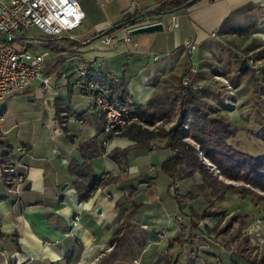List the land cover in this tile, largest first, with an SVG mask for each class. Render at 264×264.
<instances>
[{
	"label": "crops",
	"instance_id": "1",
	"mask_svg": "<svg viewBox=\"0 0 264 264\" xmlns=\"http://www.w3.org/2000/svg\"><path fill=\"white\" fill-rule=\"evenodd\" d=\"M167 1L172 0H79L86 14L83 44L50 48L58 57L53 81L44 71L51 79V91L41 94L30 86L0 101V162L20 145L31 147L19 167L27 173L22 195L17 199L0 186V264H133L135 260L148 264L145 258L162 264L153 249L160 248L157 233L167 230L174 239L179 231L172 220L176 207L168 200L172 179L167 176L165 192L156 191L157 171L172 152L160 138L150 148L126 136L102 146L106 118L83 94L82 76L91 71L123 78L134 102L145 106L155 98L154 107L169 108L185 71L187 41L199 43L198 53L209 49L214 40H221L217 32L227 19L233 29L254 25L249 38L264 36V0H202L171 15H153L150 18L163 23L165 30L151 35L129 36L133 23L117 28L142 13L158 11ZM174 21L178 29L170 31ZM107 35L116 41L104 47L102 38ZM128 36L131 43L126 42ZM177 108L175 104L174 113ZM73 163L90 165L108 182L82 198L88 182L71 174ZM122 194L128 198L119 204L116 199ZM132 203L143 207L130 217ZM126 221L130 224L123 229L120 223ZM120 230L123 246L108 252Z\"/></svg>",
	"mask_w": 264,
	"mask_h": 264
},
{
	"label": "trees",
	"instance_id": "2",
	"mask_svg": "<svg viewBox=\"0 0 264 264\" xmlns=\"http://www.w3.org/2000/svg\"><path fill=\"white\" fill-rule=\"evenodd\" d=\"M189 1H167L158 8V11L161 13L170 12L181 8ZM152 16L148 15L147 17ZM253 28L254 25L246 29H233L227 19L218 30L217 37H246ZM112 32L114 30L110 33ZM254 42L246 48V51H250L257 46L256 42ZM70 43L77 45L76 43ZM46 48L61 49L60 45L56 43H51ZM63 60L61 59L60 63H63ZM197 64L199 69V60ZM84 73L82 76V82L85 86L83 94L88 95L91 84L107 88L111 101L117 100L119 106H126L128 103L133 104L139 116V122L133 123L118 135L106 134L104 128L105 137L101 142L104 140L111 141L118 136H126L143 148H150L153 140L157 138L164 139L166 140L165 148L172 152V156L163 162L161 171L172 179L170 188L175 186L178 181L184 182L198 175L199 181L192 189L173 197L172 202L177 206L178 210L185 212L189 208L191 213L215 217L219 214L210 215L205 209L202 211L197 210L191 205V202L203 200L208 205H215L222 202L226 195L230 193H237L243 199L251 198L257 203H264V155L248 154L235 148L230 143V140L235 137L236 131L224 117L216 115L215 109L207 102L206 97H201L199 94L201 89L196 82L191 87H185L180 84L178 96L174 99V105L169 108L154 107L155 98L150 99L145 106H141L131 99L125 79L116 80L115 77L96 74L91 71ZM262 74V80H264V68H262ZM246 76L254 78L255 83L260 81L256 70L249 64V60L242 59L231 76V82L236 87L239 85L240 78ZM175 104L179 107L178 113L173 112ZM94 105L97 107L95 103ZM78 117L80 118L81 114ZM174 117L177 118V122L170 129L156 127L158 123H171ZM148 127H156V130H150ZM112 158L116 159L117 155H113ZM206 161H209L211 166ZM70 172L78 176L82 181L87 180L86 194L84 196L81 195L85 199L89 198L97 189L108 182L104 175L98 176L94 174L90 165L73 163L70 167ZM226 181L235 182L239 185L227 183ZM131 205L129 209L130 217L134 216L143 207L142 204L137 203H132ZM129 224L130 222L126 221L122 228L125 229ZM228 228L227 225L223 232H228ZM120 233L121 230L112 242L113 246H115L114 249H117V251L124 244V237L120 236ZM244 238V236L241 237L239 232L229 236L226 240V248H230V245L235 243L237 245L236 247L234 246L236 253L246 262L245 264H264V262L251 261L248 256H245L244 253L252 245L249 238ZM241 241H244V247ZM252 249L254 248L252 247ZM176 264H180V262L177 260Z\"/></svg>",
	"mask_w": 264,
	"mask_h": 264
},
{
	"label": "rangeland",
	"instance_id": "3",
	"mask_svg": "<svg viewBox=\"0 0 264 264\" xmlns=\"http://www.w3.org/2000/svg\"><path fill=\"white\" fill-rule=\"evenodd\" d=\"M84 3L86 4V2ZM83 29L85 30V27L83 28L82 26L79 30L72 32V36L80 39ZM35 36L38 37V34ZM253 41L256 42L257 46L250 51H246V48ZM16 45L19 47L18 44ZM32 49L48 52L49 55L44 63V71L49 72L48 75L51 76L53 81V78L57 77L55 72L58 57L53 53L54 51L46 48L44 44H34ZM197 54V61L199 60L200 66L198 69L197 64L198 74L194 83L196 82L200 87L201 91H198L199 94L201 97L207 98V102L215 109L216 115L224 117L236 131L235 137L230 140V143L235 148L248 154L264 155V80H262L264 36H256L254 38H249L248 36L222 37L219 41L214 40L209 49L201 48ZM200 55L201 58L199 57ZM242 59L250 60V64L256 70L260 81L255 83L254 78L251 76L241 77L239 85L235 87L231 82V76ZM187 62L188 57L186 55L185 71L181 78L177 80L179 84L177 87L178 93L182 78L187 71ZM222 79L228 81L232 89L227 88ZM39 86L38 81L32 84V88L37 91ZM229 97H231L230 100H228ZM227 100L232 104L227 102ZM225 101L229 103V106ZM176 122L177 118L173 119L171 123H158L156 127L170 129ZM156 127L148 128L154 130ZM206 162L211 166L209 161ZM157 172L159 173V188L156 191L159 193L164 189L165 192L170 180L161 169ZM198 181V175L184 182L178 181L175 186L169 189L171 191L168 198L169 202H172L173 197L192 189ZM226 182L239 185L231 181ZM193 202H195V209L201 211L205 209L210 215L216 213L219 215L207 217L200 213H191L189 208L184 212L178 210L174 204L176 209L173 215H183L185 219L182 222L173 216L172 220L179 226V231L175 238L166 245L157 243L160 248L157 246L153 247L154 250L158 251V259L163 261L162 264H176L177 260L180 264H245L246 262L236 253L234 246L236 247L237 245L234 243L230 245V248H226V240L229 236L239 232L241 237L249 238L252 247L256 248L259 239H264V203H257L251 198L243 199L237 193L226 195L222 202L215 205H208L203 200H195ZM185 224L186 226H184ZM223 224L224 227L228 225V232H223ZM244 241L241 242L243 243ZM244 246L245 244L243 243ZM252 247L249 249L250 251ZM249 250L244 254L251 257L253 253ZM145 261H148V264L152 262L147 258H145ZM133 264H140V261L138 263L133 261Z\"/></svg>",
	"mask_w": 264,
	"mask_h": 264
},
{
	"label": "built area",
	"instance_id": "4",
	"mask_svg": "<svg viewBox=\"0 0 264 264\" xmlns=\"http://www.w3.org/2000/svg\"><path fill=\"white\" fill-rule=\"evenodd\" d=\"M85 19L86 14L79 0H0V37L13 39L12 41H0V101L22 93L36 81L40 84L39 92L43 94L50 92L51 79L44 72V63L49 54L44 50H33L32 45L56 43L61 46L70 42L77 43L76 41L83 44L81 39L72 36V32L82 28ZM153 24L155 22L150 17H139L128 27V30ZM177 29L178 24L174 21L169 30ZM36 34L38 37L35 36ZM115 41L116 39L110 35L102 38L104 47L111 46ZM126 42L131 43V37L128 36ZM198 48L199 43L196 40L185 43L188 57L187 71L182 78V84L185 87L194 86V80L198 74ZM153 59L157 61L159 57L154 55ZM222 80L227 88L232 89L228 81ZM88 96L106 116V134L118 135L133 123L139 122V116L133 104L119 106L117 100L111 101L107 88L91 84ZM230 99L231 97L228 98ZM228 100L227 102L232 104ZM63 117L68 118L69 115L63 114ZM74 117L76 115L72 116ZM63 125L67 126V123L63 121ZM109 142V140H104L102 146H107ZM30 153V146L20 145L14 149V153L7 155L4 161L0 162V186H4L15 194L17 199L24 192L27 174L19 171L20 162ZM104 178L107 179L106 176ZM127 198L128 195H119L116 202L124 204ZM174 218L182 222L185 219L183 215H174ZM123 223L121 222L120 226H123ZM156 237L158 243L164 245L169 244L171 240V234L167 230L159 231ZM114 247L111 246L108 252ZM250 252L254 257H249L251 261L264 262V239H259L257 247ZM1 254L4 255V253ZM105 255L103 254V257ZM135 263H138V260H135Z\"/></svg>",
	"mask_w": 264,
	"mask_h": 264
},
{
	"label": "water",
	"instance_id": "5",
	"mask_svg": "<svg viewBox=\"0 0 264 264\" xmlns=\"http://www.w3.org/2000/svg\"><path fill=\"white\" fill-rule=\"evenodd\" d=\"M199 1L201 0H190L189 2H187L185 5H183L181 8H177L173 11L170 12H166V13H161L158 11H148L145 13H142L141 15L135 17L134 19H132L130 22L128 23H123L120 24L117 28H121L123 26L129 25L134 23L139 17H147L148 15H161V16H165V15H171L174 14L176 12H179L181 10L187 9L195 4H197ZM165 30V26L163 23H155L153 25H149V26H144V27H139L136 29H132L129 32V36L133 37V36H144V35H151V34H155V33H160L163 32ZM103 36V35H102ZM67 39V38H64ZM13 39L10 37H0V41H12ZM75 42V41H74ZM77 43H80L78 41H76ZM157 175L154 174L153 177L155 178ZM66 188V187H65ZM63 188V189H65ZM31 189V185L28 184L26 185V190H30ZM101 210L98 211L99 214H101Z\"/></svg>",
	"mask_w": 264,
	"mask_h": 264
}]
</instances>
